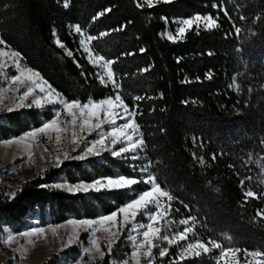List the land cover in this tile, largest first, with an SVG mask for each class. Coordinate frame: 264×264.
Listing matches in <instances>:
<instances>
[{"label":"trees","instance_id":"trees-1","mask_svg":"<svg viewBox=\"0 0 264 264\" xmlns=\"http://www.w3.org/2000/svg\"><path fill=\"white\" fill-rule=\"evenodd\" d=\"M67 4L0 0V39L7 44L0 49L18 51L24 64L65 99L86 103L116 95L112 83L101 84L100 70L83 51L75 26L95 36L92 48L113 61L119 93L137 111L135 120L145 142L139 161L174 197L168 219L172 226L174 220L195 217L192 238L264 252V216L257 214L264 212V0H153L152 7L147 0ZM198 14H211L219 26L208 30L195 25L184 38L167 39L166 32L177 30V20ZM140 49L146 51L141 54ZM136 96L142 99L136 101ZM53 116L51 106L6 111L0 114V140L38 128ZM139 168L138 161L108 153L51 166L24 181L14 195L0 194V233L4 225L19 231L36 215L43 223H62L111 214L149 185L140 181L127 189L73 194L56 182L65 178L91 183L120 174L139 177ZM248 190L255 196L245 197ZM128 228L113 253L131 252ZM180 246H167L164 257L156 254L155 264H216L215 256L208 254L180 259ZM79 252L80 247L72 245L42 264H56L62 254ZM113 253L106 252L97 264H110Z\"/></svg>","mask_w":264,"mask_h":264},{"label":"snow or ice","instance_id":"snow-or-ice-1","mask_svg":"<svg viewBox=\"0 0 264 264\" xmlns=\"http://www.w3.org/2000/svg\"><path fill=\"white\" fill-rule=\"evenodd\" d=\"M164 3H171L172 0H163ZM149 7L153 6V0H147ZM67 0H65V7H67ZM223 10V9H222ZM107 11H110L107 10ZM225 15H228L227 11ZM103 15V13H100ZM166 19V18H165ZM240 19H244L243 15L240 16ZM257 20L259 17L256 18ZM203 22V27L205 29L211 30L218 27L217 19H214L211 14L207 15H196L194 18H188L182 20V26L178 27L176 30V35L172 33L167 34V39L176 42L178 38L182 39L185 36L186 29L191 28L193 24L199 26ZM123 28V26H121ZM75 31L81 33L80 26H75ZM241 32L240 27H235V33L239 34ZM105 33L104 35H106ZM88 40L96 39L95 36L89 35ZM57 45L60 48H64L65 45L60 42L59 39L56 40ZM81 46H83V51L88 53L89 59L92 63L96 64L100 61H104L103 56L92 57V53L89 48L85 45L83 39L80 40ZM0 45L7 47L6 42L3 39H0ZM146 51V49H140L141 54ZM69 56L72 55V52L67 53ZM9 57L10 59L16 62V67L19 68V60L21 54L18 51H9L6 52L0 49V58ZM113 61L108 60L101 64V67L105 69L104 76L107 77V80L112 83L113 89L116 90V95L114 98L108 97L99 100H94L89 98L86 103H81L79 99H72L71 101L63 98L60 93H58L46 80H44L39 72L32 71L27 69L28 79L31 80L33 87H29L21 96H20V105L25 106V101L29 96L32 95L34 88L39 87V91L44 94L41 99H36L33 103L37 107H43V103L47 104H60L62 106V111L71 117L70 122H68L73 129L71 134V143L73 145H78L79 134L75 129H79V132L87 131L91 134L93 131L102 129V127L107 124L111 128L107 132H101L99 138L91 141L90 146H86V150L75 157L74 159L84 160L89 155H100L103 151H109L113 156L119 157L122 153H128L129 151L135 153L138 147L144 145L143 138L136 139L137 134L139 133V125L136 123L135 116L137 111L135 106L132 110L129 109V106L124 102L121 95L119 94L120 85L116 83L114 79V72L112 70ZM3 67V63H0V68ZM143 71H148L147 68ZM23 73L21 75H16L12 78V83L20 82L23 83ZM104 76L100 77L101 84L105 83ZM208 79H211V75H208ZM142 97L136 96L134 100L139 101ZM31 106V105H27ZM60 111L56 112V118L51 119L50 122L44 123L42 127L29 131L26 136L21 137V140H26L28 138H35L39 134H49L55 133L56 143L61 142V136L65 133L66 128L61 125L64 124V121L59 119ZM118 120H123L124 123H118ZM49 139L51 136L49 135ZM110 139L111 146L114 147L116 144H122L123 146L118 151H112V148L106 143ZM47 151V149H45ZM75 151V148H73ZM67 153H65V158H67ZM138 156L133 155L129 159L136 160ZM213 160L215 159V154L213 155ZM59 158H57V166H59ZM142 172H147V167L141 168ZM143 181L145 184L150 185V190H144L141 192L137 198L132 199L130 202H127L124 206L118 207V211H113L111 214L103 215L99 219H73L70 220L74 226H81L85 231L92 229L90 244L92 247L85 248V253H91L95 251L99 254L100 257H103L105 253L101 251V246L96 239V233L103 231L107 234L108 239V252L112 251V244L115 242L116 238L120 235V229L122 226H127L132 221L136 220L138 213L144 212L147 223L133 224V230L138 231L143 229L142 232H138V235L142 239L137 240V237H130L131 240L135 241L134 250L131 251L130 258L134 264H141V256L151 257L153 255V249L159 247L158 244L154 243L155 241L161 240V227L160 222L163 221L168 212V205L162 202V198L166 199L168 202H171L174 197L170 194L168 190H164L159 183H157L156 177L148 174L146 176H141L137 178H126L120 176L118 178H107V179H97L94 183H77L75 185H58V187H63L66 192L69 193H79V192H89L90 190L100 191L101 188H106L109 190L112 189H127L132 185L137 184L140 181ZM245 197H253L255 193L251 190H248L244 193ZM149 206L153 207L152 212H147L146 210ZM258 215L264 216V212L257 213ZM118 217H122V220H118ZM192 219H195L193 217ZM181 225H188V219H181L179 221ZM43 228L34 230L37 236L44 233ZM53 232L56 231L55 228L52 229ZM193 231L192 227H185L182 232H177L173 237L167 235L163 236V240L167 241L169 245L175 243L176 241H182L187 238L188 233ZM27 234V233H26ZM9 242L12 237L10 236ZM71 243V240L69 241ZM213 248L221 249L219 253V258L217 264H220V261H223L224 264H238L237 255L240 253L241 249L239 247H225L222 249L220 243L214 241H209ZM167 248H161L159 251V256L164 257L167 254ZM187 253H192L195 256H200L201 251L204 253L209 252V247L205 243H189L187 248L184 250ZM246 257H252L253 264H264V260H259L256 258L264 257V252L261 251H251L245 252ZM231 259H227V258ZM180 259H183V253L180 255ZM122 264H129L128 258H125Z\"/></svg>","mask_w":264,"mask_h":264},{"label":"rangeland","instance_id":"rangeland-1","mask_svg":"<svg viewBox=\"0 0 264 264\" xmlns=\"http://www.w3.org/2000/svg\"><path fill=\"white\" fill-rule=\"evenodd\" d=\"M194 17L195 16L191 18H194ZM185 19H188V18H185ZM182 20L183 19L177 20L178 22L177 29L178 27L182 26ZM195 25L196 24H193L191 27ZM199 26L203 27V22H201ZM189 29H186V31ZM168 33H172L173 35H176V31L175 32L168 31L166 32V36ZM80 34H81V39L85 41V45L91 51L92 57L95 58L97 56H102L98 54L92 48L91 46L92 40L87 39L89 35L86 34L84 31H81ZM2 50L6 52L13 51L10 49H5V48H2ZM86 55L89 59L88 53H86ZM105 61H108V59L105 58L104 61H100L99 63H96V64L93 63L94 65L98 66L100 70V76H104L105 69L101 67V64H103ZM90 62L92 63L91 60ZM0 63H3V67L0 68V114L5 113L6 111L9 112V111H15V110H20V109H27L30 107H37L33 103V101L36 99H41L44 96V94L39 91L38 86L34 88L32 95L29 96L27 100L25 101V106L20 105V99H19L20 96L29 87H33L31 80L27 78L28 77L27 69H31L32 71H35V72L37 71L25 65L22 58H20L19 60V68L16 67V62L7 56L0 58ZM21 73L24 74L22 77L23 83H20V82L12 83V78L16 75H21ZM41 77L43 78L42 75ZM114 79H115V73H114ZM104 80L105 82H110L107 80L106 76H104ZM48 84L50 83L48 82ZM112 98H114V96ZM42 103H43V107H39L41 109H46L49 106L53 107L54 116L52 119L56 118V112L60 111L59 119L65 122L61 126L66 128L65 133H63L61 136V142L59 144L56 143L55 133H49L47 135L39 134L35 138H28L26 140L20 139L21 137L26 136V134L29 131L38 129L42 127L43 125H41L38 128L31 129L18 137H11L8 139L0 140V194L4 192L5 194L10 195V196L14 195L15 192L19 189V187L22 185L24 181L31 179L33 177H36L39 174H43V172L51 166L60 167L65 160L74 159L73 157L82 154L86 150V146H90L91 141L99 138V135L101 132H107L111 128L110 125L105 124L102 127V129L93 131L91 134H89L87 131L80 133L79 129L77 128L75 130L79 134L80 142L78 145H73L71 143V134H72L73 129L68 123L70 122L71 117L67 116V114L61 110L62 106L60 104H47V103H44L43 101ZM27 105H31V106L29 107ZM129 109L131 110L130 107ZM50 121H47V122H50ZM118 123L122 124L124 123V121L118 120ZM49 135L51 136V139H49ZM135 138L136 139L142 138L140 128H139V133L137 134V137ZM106 143L109 145V147L112 148V151H118L123 146L122 144H116L114 147H112L110 139L107 140ZM73 148H75V151H73ZM45 149H47V151H45ZM143 150H144V145L141 147H138L135 153L129 151L128 153H122L121 156L119 157L113 156L111 152L109 151H103L98 156L108 153L111 156L117 159H120V160H126V159L132 160V159H129V157H132L133 155L138 156L139 158L134 161L139 162V167H140L138 169L140 173L139 177L146 176L148 174L152 175V173L150 172L149 166H147V164L144 165L143 162L139 161L143 158V155H142ZM65 153L68 154L67 158H65ZM98 156L89 155L84 160L93 158V157H98ZM57 158H59V161H60L59 166H57ZM260 164L264 166V156L262 157ZM131 166H133V163ZM145 166L147 167V172H142L141 168ZM120 176H124L126 178H137V177L126 176V175L120 174L115 177H106L102 179L118 178ZM94 182H91V183H94ZM77 183H87V182H77ZM77 183H71V182H68L65 178H61L56 182V185L57 186L58 185H69V184L75 185ZM60 188L64 190L63 187H60ZM102 189H106V188H101V190ZM146 190H150V185L148 189ZM162 202L168 205V212H167L165 219L161 221L159 225L161 227V240L154 242L158 244L159 247H156L153 249V255L151 257L141 256L140 258L141 264H155V261L157 259L156 254L159 253L161 248H167V246H170L167 241H164L162 239L163 236L167 235L171 238L174 236L175 233L182 232L185 227H192L193 231L191 233H188L187 238L185 240L176 241L175 243L171 245L180 243L181 245L179 248L180 255L181 253H183V257H193L195 256L194 254L187 253L184 251L187 248V245L189 243H196V242L205 243L209 247V252L204 253L201 251V255H204V254H208L209 256L214 255L215 263L217 264V260L219 258V253L221 249L213 248L211 243L202 241L199 238H192V235H194V232H195V222L192 219H188L189 221L188 225H181L179 222L176 223V221L174 220L173 226H172V223H170L168 220L170 216L169 210L171 208V203L163 198H162ZM146 211L152 212L153 207L149 206V208ZM48 214L49 213L46 212L47 216ZM101 216L103 215H100L96 218H81V219H99ZM73 219L79 220L77 218H70L62 223H55V222H50V221L47 223H43L40 220V215H36L34 217L27 218L29 225L27 227L22 228L19 231L14 229L13 227L4 225L3 230L0 233L1 244H2V246H0V263H3V264H42L53 253H57V252L59 253L65 250L69 246L76 245L80 247V252L77 255L70 256V255L62 254L57 260L56 264H97L98 260H101L103 257H100L99 254L96 253L95 251L91 253H85L84 251L85 248L92 247V245L90 244V240L92 238L91 236L92 229L85 231L84 228L81 226L72 225L71 223H69V221ZM118 220H122V217H118ZM147 222L148 221H147V218L144 212L138 213L135 221H132L127 226L121 227L120 235L116 238L115 242L118 241L120 237H122L124 229L126 227H129L127 229L128 235L126 236V240L129 241L131 251L134 250L135 241L131 240L130 237L135 236L137 237V240L142 239V237L138 235V232H142L143 229L134 231L133 224L138 225L140 223H147ZM165 223H168V227L172 229L170 230V232H169V229L165 227L166 225ZM39 228H43L45 231L43 234L37 236L34 230L39 229ZM53 228L56 229L55 232L52 231ZM164 228L167 230L165 231ZM10 236L12 237V239L9 242L8 238ZM96 239L101 246V251H103L104 253L108 252L107 234L104 233L103 231H99L96 233ZM70 240H71V243H69ZM115 242L112 244V250H113V246ZM246 251L251 252L250 250H245V251L241 250L240 253L237 255L238 264H253L254 258L246 257L245 256ZM111 252L113 253V251ZM130 254L131 252L129 254L120 253L119 255L113 253L112 258L110 260V264H122L125 258H128L129 264H134V262L130 258ZM227 259H231V258L229 257ZM256 259L264 260V257H260ZM220 264H224V262L220 261Z\"/></svg>","mask_w":264,"mask_h":264}]
</instances>
